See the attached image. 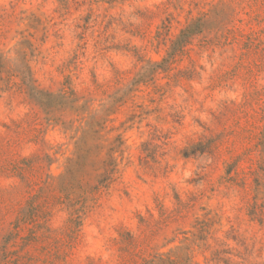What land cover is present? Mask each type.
Here are the masks:
<instances>
[{"label": "rangeland", "instance_id": "obj_1", "mask_svg": "<svg viewBox=\"0 0 264 264\" xmlns=\"http://www.w3.org/2000/svg\"><path fill=\"white\" fill-rule=\"evenodd\" d=\"M0 264H264V0H0Z\"/></svg>", "mask_w": 264, "mask_h": 264}]
</instances>
